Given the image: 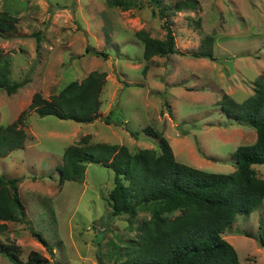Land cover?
Here are the masks:
<instances>
[{"label":"rangeland","instance_id":"obj_1","mask_svg":"<svg viewBox=\"0 0 264 264\" xmlns=\"http://www.w3.org/2000/svg\"><path fill=\"white\" fill-rule=\"evenodd\" d=\"M176 1L133 0L122 10L107 0H0V11L17 18L15 31L0 35V51L11 59L10 80L24 82L14 93L0 89V125L12 123L35 92L48 97L92 70L106 73L98 119L78 123L30 111L24 147L0 157V176L19 178L25 206L22 221L6 222L0 244L18 245L21 259L37 250L51 264H113L137 239V225L150 218L147 209L133 220L112 215L111 169L91 163L81 181L58 183L56 167L65 148L83 136L92 144L125 145L130 152L156 150L155 139L143 132L151 126L179 162L220 173L235 169L238 146L255 141V128L227 119L218 102L223 93L243 102L264 73V0H196V9L165 11L179 52L145 60L135 32L145 29L163 39L165 20L158 9ZM207 35L213 36L215 60L191 56ZM253 168L264 179V164ZM260 222L264 236V203L237 215L222 234L240 264H264V248L244 235L256 236ZM0 264H13L2 251Z\"/></svg>","mask_w":264,"mask_h":264},{"label":"trees","instance_id":"obj_2","mask_svg":"<svg viewBox=\"0 0 264 264\" xmlns=\"http://www.w3.org/2000/svg\"><path fill=\"white\" fill-rule=\"evenodd\" d=\"M133 0H107L110 7L129 9ZM196 0H178L158 9L164 18L165 35L159 39L145 29L135 32L143 44V58L164 57L178 53L175 36L165 11L180 12L196 9ZM17 18L7 11H0V35L15 31ZM36 48H39L38 33ZM213 36L207 35L198 51L191 56L215 60ZM89 51V48H86ZM11 59L0 51V89L14 93L23 81L10 80ZM106 83V73L92 70L81 80L67 83L59 92L44 97L35 92L27 108L10 124L0 125V157L24 147L26 139L23 126L30 111L38 116H54L61 120L91 123L100 116L101 93ZM221 111L230 121L255 128L256 139L252 144L240 145L233 153L235 169L229 173L207 172L179 162L167 139L151 126L143 132L155 139L158 149L142 148L130 152L125 145L89 143V135L65 148L61 164L56 167L58 183L81 181L86 166L96 164L113 171V187L107 201L112 215L127 214L136 218L139 210L147 209L151 216L137 225V239L117 254L113 264H240L235 248L222 234L230 229L237 215H248L264 203V179L256 174L253 165L264 164V73L254 82L253 94L243 102H236L223 93L218 102ZM109 123L110 118H104ZM19 178L0 176V233L5 232L6 222H20L25 206L18 190ZM253 237L264 248L261 231ZM33 236L52 253L44 237L38 232ZM13 264H51L37 250H31L26 260L20 257L16 244H0V252ZM57 264H63L57 262Z\"/></svg>","mask_w":264,"mask_h":264}]
</instances>
